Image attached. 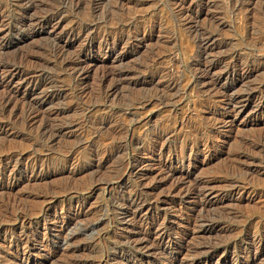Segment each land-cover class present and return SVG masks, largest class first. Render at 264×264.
I'll use <instances>...</instances> for the list:
<instances>
[{"label":"rangeland","instance_id":"rangeland-1","mask_svg":"<svg viewBox=\"0 0 264 264\" xmlns=\"http://www.w3.org/2000/svg\"><path fill=\"white\" fill-rule=\"evenodd\" d=\"M0 28V264H264V0H0Z\"/></svg>","mask_w":264,"mask_h":264},{"label":"bare ground","instance_id":"bare-ground-1","mask_svg":"<svg viewBox=\"0 0 264 264\" xmlns=\"http://www.w3.org/2000/svg\"><path fill=\"white\" fill-rule=\"evenodd\" d=\"M52 10V9H51ZM55 11V10H54ZM52 12L50 14V16L48 17L49 21H51L52 19L56 18L57 15H59L58 12ZM48 12V11H46ZM47 14V13H46ZM2 28V27H1ZM0 28V29H1ZM200 40V39H199ZM203 42V41H202ZM202 44V43H201ZM205 46V45H204ZM205 48V47H204ZM80 56L79 57H76V58H71L68 62H66V65L69 66V65H72V72L70 73L71 77L72 78H81L83 75L86 74V70L81 66V64H79L77 62V60H79ZM1 66L0 67H3L4 69L5 68H8L6 69L7 72H9L10 75H18L21 73V69H20V66L16 63H6V62H3L2 64H0ZM203 69V68H202ZM66 70V69H65ZM230 72V71H229ZM217 81V80H216ZM36 84H34L35 86ZM116 88V86H114L112 89ZM260 90V89H259ZM108 91V90H107ZM175 91V90H174ZM226 94V93H225ZM263 94V93H262ZM168 95V94H167ZM261 95V94H260ZM254 95L251 94V93H248L247 94V100H250ZM162 97V96H161ZM163 99H165L166 97H162ZM9 98L5 99L3 102V108H2V111H5L6 108H8V106L12 103V101L8 100ZM161 99V98H160ZM161 99V100H163ZM234 99H230L229 101H232ZM166 102V101H165ZM244 107V106H243ZM34 109L32 106H30L29 108L25 109V111L23 112V117L21 115L20 119L23 120L24 122H29L32 120L31 118V110ZM3 118V117H2ZM17 118V117H16ZM1 127V126H0ZM47 125H45V129H44V133H47L50 131V128H46ZM57 133V132H56ZM162 134V133H161ZM53 135V134H52ZM135 167V164H132L131 165V170H133V168ZM161 170V169H160ZM234 183V182H233ZM237 184V182H236ZM234 184L233 185V188H232V192L234 191V188H237L238 185ZM232 185V184H231ZM214 187V186H213ZM197 188V187H196ZM231 188V187H230ZM239 188V187H238ZM217 189V188H216ZM196 190V189H195ZM230 190V189H229ZM200 191V190H199ZM193 194L197 193V191H192ZM130 196V195H129ZM121 200V199H120ZM157 203V202H156ZM7 204V203H6ZM145 205L144 201L141 200V197L140 195L138 194H135L131 197V201L128 203V211L129 210H132L134 213L136 212H139L142 210V207ZM6 206V205H5ZM4 209V208H3ZM2 211V210H1ZM163 225V224H162ZM94 226H90L88 228H92ZM86 231V230H85ZM149 231V230H148ZM169 234V233H167ZM171 234V233H170ZM165 232L163 230V232H158V235H157V242H156V245H159L161 247H163V243H164V240H165ZM19 242V241H18ZM182 245V244H181ZM176 248V247H175ZM180 252H181V249L179 248H176V254L175 255H172L170 260H172V262H176L180 257ZM248 260V259H247Z\"/></svg>","mask_w":264,"mask_h":264}]
</instances>
